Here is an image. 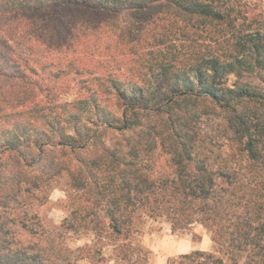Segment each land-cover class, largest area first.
<instances>
[{
  "label": "trees",
  "instance_id": "trees-1",
  "mask_svg": "<svg viewBox=\"0 0 264 264\" xmlns=\"http://www.w3.org/2000/svg\"><path fill=\"white\" fill-rule=\"evenodd\" d=\"M33 45L39 47L37 52L27 50ZM151 53L149 66L159 71L145 87L138 81V69ZM104 58L113 64L104 66ZM37 65L49 67L50 75L57 72L60 80L68 76L65 84L76 81L86 92L79 91L71 101H59L54 93L48 105H42L36 88L30 89V73L37 72ZM100 68H107L108 74L92 76ZM244 72L264 74V15L252 0H0V79H6L0 84V89L5 87L0 92V136L14 135L0 148V160L6 152L17 154L9 174L0 171V205L17 202L23 191L34 194L50 176L68 169L63 167L67 153L92 148L95 156L88 161L76 158L75 169L82 171L80 178L93 180L95 193L102 197L98 204L103 218L115 237L129 238L138 228L136 216L144 212L165 216L173 230L200 222L211 231L218 249L227 250L223 219L234 215L224 207L229 202L214 191L212 158L198 152L191 127L218 109L242 151L264 167V88L239 78L226 85L227 75ZM107 82L114 97L101 87ZM111 98L118 114L106 110ZM88 105L103 126L86 136L79 133L77 122L79 110ZM68 106L74 132L59 127L43 131L32 124L27 145L30 150L36 146L40 155L26 157L20 135L8 131V124L18 125L17 119L27 115L46 124L44 109ZM111 129L122 139L109 142ZM162 142L175 175L158 183L144 160ZM85 212L73 210L74 221L66 217L62 225L88 229L86 215L95 211ZM94 228L99 235L107 234L104 220L95 221ZM7 233L0 223V264H48L29 247L12 250L14 240ZM130 244L124 242L121 249L128 251ZM229 246L235 257V252L252 249V236L233 238ZM131 256L127 252L122 258L130 261ZM180 259H189V264L223 263L201 250ZM134 264L149 263L142 258ZM168 264L183 262L174 258Z\"/></svg>",
  "mask_w": 264,
  "mask_h": 264
},
{
  "label": "rangeland",
  "instance_id": "rangeland-1",
  "mask_svg": "<svg viewBox=\"0 0 264 264\" xmlns=\"http://www.w3.org/2000/svg\"><path fill=\"white\" fill-rule=\"evenodd\" d=\"M252 1L256 4L257 10L264 15V0ZM36 47L29 46L27 50L37 52ZM184 50L189 49L185 47ZM164 54L165 51L162 55ZM151 56H154L153 53L145 61L143 59L140 66L133 63L140 67L138 81L145 87L154 81V76L159 71L155 65L153 69L150 68ZM101 60L104 66L113 64L107 58ZM36 68V73H30V89L35 91L36 88L38 93L36 98L42 105H48L54 93L58 95L54 98H58L59 101H71L79 95V91L86 92V88L80 87L76 81L70 80L65 84L68 76L58 79L56 69L54 70L56 73L50 75L49 67L42 69L37 65ZM99 71L108 74L107 68H100L96 69L92 76L101 74ZM123 77L120 79H124ZM226 77L227 86H232L239 78L241 82L251 84L257 89L264 88V74L261 76L244 72L239 77L234 73ZM5 80L0 79V84H5ZM40 82H44L41 88L37 87ZM60 87L64 88L61 92ZM101 87L105 90V95L114 97V93H110L111 83L107 82ZM4 89L2 85L0 92ZM41 89L43 90L39 92ZM7 97L12 98L10 95ZM106 110L118 114L119 108L114 98L109 101ZM216 111L214 114L203 115L198 123L191 127V132L195 133L198 139L195 144L198 152L211 156L212 168L216 171L214 191L223 195L229 202L230 205L224 207L230 209L229 214L234 215L231 219H223L224 227H227L223 231V240L228 245L227 250L218 249L211 231L200 222H194L184 229L173 230L165 216L151 217L144 212L136 216V220L139 221L138 228L129 235V238L123 235L115 237L116 235L107 228L108 220L103 218L104 209L98 204V199L102 197L95 193L94 184L90 183L93 180L80 178L82 171L75 169L79 165L76 158L88 161L95 156L92 148L67 153L63 167L68 165L66 166L68 169L62 168L58 174L50 176V179L42 182L38 189L33 190L34 194L23 191L19 194L17 202H11L6 207L0 205V223L3 224L5 232L8 229L7 236L14 240L11 249L29 247L30 251H38L43 255L44 261L48 264H134L142 258L149 264H168L169 260L174 258L177 262L189 264V259H180V255L197 250L215 254L223 259L222 264H264V167L251 162L247 153L242 151L241 145L235 140L221 112L218 109ZM69 112V106L44 109L41 113L47 115L46 124L39 120L34 122L33 117L28 119L27 115L25 118L17 119L18 125L15 121L9 123L7 130L20 135L22 143L19 146L22 151L27 152L26 157L29 159L32 156L38 157L40 154L36 146L30 150L27 145V130L30 132L34 124L36 128H44L43 131H54L59 127L67 134H71L74 132V124L70 120L72 115L69 116ZM31 114L36 115L35 112ZM21 119L26 123H22ZM99 120L95 109L89 105L81 108L77 122L79 133L88 136L95 129L101 128L103 124ZM13 136L12 134L0 136V148L5 145L7 138ZM106 139L110 142L122 139V135L111 129L108 130ZM164 143H158L153 156L149 157V160H144L150 165L149 172L157 177L158 183L162 182L161 179H171L175 175L174 165L170 161L171 155L165 152ZM10 154L7 152L2 154L0 160V171L6 174H9L8 169H12L9 166L14 165V159L11 158L17 159V154L11 156ZM69 160L72 165L68 163ZM6 162H9L8 166L4 165ZM90 208L95 214L86 215L85 223L88 224V229L77 226L70 230L66 223L65 227L62 225L66 217L73 220L71 215L73 210L86 213L85 211ZM99 220H104L107 234H97L94 227L95 221ZM74 223L76 224V221ZM247 234L252 236V249L237 253L234 251L236 256L233 257L232 247L229 246L233 238H243ZM128 240L131 243L128 251L122 250V244ZM127 252L132 255L130 261L122 258Z\"/></svg>",
  "mask_w": 264,
  "mask_h": 264
}]
</instances>
